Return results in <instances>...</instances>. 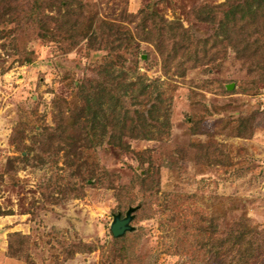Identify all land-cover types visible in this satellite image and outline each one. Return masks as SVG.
<instances>
[{
    "label": "rangeland",
    "instance_id": "374dc122",
    "mask_svg": "<svg viewBox=\"0 0 264 264\" xmlns=\"http://www.w3.org/2000/svg\"><path fill=\"white\" fill-rule=\"evenodd\" d=\"M54 1L45 0L48 21L39 28L0 24V264H208V242L243 217L264 250V57L251 61L222 42L209 61L166 70L152 41L138 40L140 9L206 40L214 25L192 12L224 0H80L87 10L75 21L87 32L72 45L43 35L64 14ZM32 2L12 8L24 16ZM113 29L118 40L106 36ZM110 48L125 57L111 60L113 74L135 82L122 107L148 100L138 95L139 76L149 94L167 98L166 136L112 142L107 133L80 145L60 135L67 126L77 137L78 84L96 78ZM139 175L150 191L138 190ZM129 207L131 229L114 242L113 216ZM212 255L213 264H226Z\"/></svg>",
    "mask_w": 264,
    "mask_h": 264
},
{
    "label": "trees",
    "instance_id": "16d2710c",
    "mask_svg": "<svg viewBox=\"0 0 264 264\" xmlns=\"http://www.w3.org/2000/svg\"><path fill=\"white\" fill-rule=\"evenodd\" d=\"M14 3L15 0H0V24L10 21L18 23L26 20L35 23L38 27L41 23L43 25L47 23L48 20L42 13L43 7L49 6L45 0H33L32 5L22 11L24 16L20 14V10L17 12L15 8H12ZM56 4L64 10L62 19L51 17L55 26L53 29H46V34L44 32L43 35H47L51 39H56L58 36L61 40L69 41H74L76 35V39L80 36L82 38L87 29L82 26V23L79 25L75 20L80 16L81 20L87 10L86 5L80 0H55L53 6ZM192 13L196 20L214 25L212 35L206 40L196 39L180 21L167 20L154 10L140 9L136 14L138 40L152 41L160 55L163 56L166 70H169L170 67L185 70L183 66L186 62L209 61L210 54L214 52L213 49L222 42L225 46H231L237 53L241 49L242 52H239L238 55L250 57L251 61L254 60L256 54H261L264 57V0H224L215 4L204 3L195 7ZM71 15L74 16V19ZM1 30L4 31V27L0 28V32ZM115 31L111 30L106 36H113L114 40H118L119 37L115 36L117 33ZM90 39H92V43H95L102 41L103 37L98 40L91 36ZM124 39L128 45L127 48H129L130 40L127 37ZM75 42L76 40L71 45ZM255 46L258 49L262 48L263 51L260 50L262 52L258 53L259 50H256ZM216 53L215 51L214 54ZM124 54H126V50ZM114 58L118 62L124 61L125 57L122 53L115 54L113 49H108L102 60L103 63L98 66L96 78H89L78 84L76 98H78L80 106L78 105L77 109H80L82 117L78 128L76 127L77 130H75L77 137H74L73 130L67 126L61 129V136L78 140L80 145H94L107 133L112 142L120 140L122 136L131 138L166 136L169 131L167 98L163 97V93L159 90H156V94H149L146 89L147 84L137 76L136 80H141L140 94L138 95L148 97V100L144 104L140 102L131 104L133 108L122 107L129 89L135 82L133 79L128 82L124 73L119 78L113 74V70L110 68L115 62L111 61ZM31 59L26 56L24 61ZM253 69L254 67H250V70ZM104 97L108 99L106 108L103 106ZM132 97L136 96L133 94ZM59 109L58 115L61 118L62 112ZM148 125L149 128L146 127ZM151 125L155 127V130L150 128ZM146 178L144 175H139L137 178L138 190L143 193L151 189ZM110 182L112 183V181ZM254 226L256 225L251 224L248 217H243L237 227L230 229L224 237L215 242L213 240L208 242V244L210 243L208 251L211 260L208 264H213L214 255L212 252L216 254V257H221L223 254L226 264H253L259 258L264 259L263 245L257 243L258 237L260 239L262 237L258 234L257 239L254 237L257 232ZM120 239L121 237L113 236L114 242H118ZM122 249L120 251H125L123 247Z\"/></svg>",
    "mask_w": 264,
    "mask_h": 264
},
{
    "label": "water",
    "instance_id": "95a60500",
    "mask_svg": "<svg viewBox=\"0 0 264 264\" xmlns=\"http://www.w3.org/2000/svg\"><path fill=\"white\" fill-rule=\"evenodd\" d=\"M134 210V207H129L125 212L124 216H120L119 213L113 216V220L110 224V230L113 236H121L125 231L131 229L130 220L132 219L131 212Z\"/></svg>",
    "mask_w": 264,
    "mask_h": 264
}]
</instances>
